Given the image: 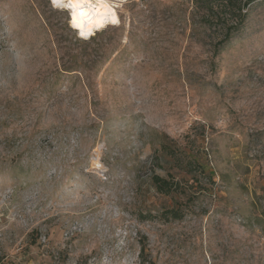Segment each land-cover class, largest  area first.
<instances>
[{
    "label": "rangeland",
    "instance_id": "1",
    "mask_svg": "<svg viewBox=\"0 0 264 264\" xmlns=\"http://www.w3.org/2000/svg\"><path fill=\"white\" fill-rule=\"evenodd\" d=\"M50 1L0 0V264H264V0L223 47L201 0Z\"/></svg>",
    "mask_w": 264,
    "mask_h": 264
},
{
    "label": "trees",
    "instance_id": "2",
    "mask_svg": "<svg viewBox=\"0 0 264 264\" xmlns=\"http://www.w3.org/2000/svg\"><path fill=\"white\" fill-rule=\"evenodd\" d=\"M202 6L206 11H212L215 14L212 20H204V23H211L222 32V39L217 43L218 47H223L230 41L234 34L239 32L246 21L247 12L244 11L248 6L256 0H219L216 3H210L207 0H201ZM157 190L162 194H170L176 187V183L172 180H166L160 177H154ZM165 221H176L183 217V213L178 209H167L160 213ZM150 216H144L143 218ZM143 238L139 239L140 256L144 255L145 245Z\"/></svg>",
    "mask_w": 264,
    "mask_h": 264
},
{
    "label": "bare ground",
    "instance_id": "3",
    "mask_svg": "<svg viewBox=\"0 0 264 264\" xmlns=\"http://www.w3.org/2000/svg\"><path fill=\"white\" fill-rule=\"evenodd\" d=\"M50 2L69 11L70 28L84 40L89 39L96 31L119 22L115 6L107 0H51Z\"/></svg>",
    "mask_w": 264,
    "mask_h": 264
}]
</instances>
